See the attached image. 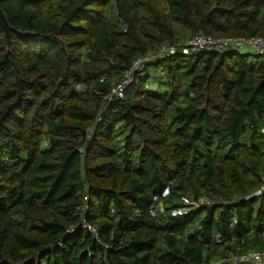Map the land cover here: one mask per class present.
Wrapping results in <instances>:
<instances>
[{
  "label": "trees",
  "instance_id": "16d2710c",
  "mask_svg": "<svg viewBox=\"0 0 264 264\" xmlns=\"http://www.w3.org/2000/svg\"><path fill=\"white\" fill-rule=\"evenodd\" d=\"M0 7L14 29L9 50L0 27V264H211L264 251V57H160L106 100L162 46L264 38V0ZM190 195L217 202L173 216ZM156 205L166 213L153 216Z\"/></svg>",
  "mask_w": 264,
  "mask_h": 264
},
{
  "label": "built area",
  "instance_id": "2783aa9c",
  "mask_svg": "<svg viewBox=\"0 0 264 264\" xmlns=\"http://www.w3.org/2000/svg\"><path fill=\"white\" fill-rule=\"evenodd\" d=\"M249 49L254 54L264 57V38H240V37H228V38H211L207 37L203 33L185 41L172 46H162L157 52L144 56L138 59L127 73L125 79L119 83L111 92L109 96L106 97L107 101L121 100L124 98L125 91L127 87L133 82L135 77L142 73L147 67L148 63L160 58V57H172L178 53L183 55H189L194 52L200 51H227L230 49L243 51L244 49ZM246 53V52H245ZM249 53V52H248ZM163 75V72H161ZM92 129L89 130L92 133ZM264 190V188L262 189ZM262 191L258 192L256 195H260ZM169 191L166 190L163 193V198H166ZM88 199L86 198L85 201ZM155 203L158 202V198L154 199ZM183 204L172 211L173 216H180L187 214L191 208H200L201 206L207 205L203 200H192L185 197L183 199ZM166 213L163 206L156 205L152 209V215L156 214L164 215ZM83 228L87 229L93 235L97 232L93 226L84 221ZM217 241L220 242V236H217ZM211 264H264V251H253L243 255H236L233 257H226L219 259Z\"/></svg>",
  "mask_w": 264,
  "mask_h": 264
},
{
  "label": "rangeland",
  "instance_id": "374dc122",
  "mask_svg": "<svg viewBox=\"0 0 264 264\" xmlns=\"http://www.w3.org/2000/svg\"><path fill=\"white\" fill-rule=\"evenodd\" d=\"M188 37L189 38L187 40L191 39L190 36H188ZM187 40H185V41H187ZM185 41H182V43L185 42ZM244 52H249L251 54H254L252 51H250L247 48L244 49ZM149 89L151 91H164L166 89V87H164V86L163 87H160L158 81H156V80L154 81V80L150 79V81H149ZM189 198L192 199V200H199V201L200 200H203L205 203H207L208 206L213 205L214 203L217 202V199L215 197H210V196H202V197H200V199H195L194 195H190ZM183 203L184 202L182 200L181 203H180V205H182ZM196 209L197 208H191V210H196Z\"/></svg>",
  "mask_w": 264,
  "mask_h": 264
},
{
  "label": "water",
  "instance_id": "95a60500",
  "mask_svg": "<svg viewBox=\"0 0 264 264\" xmlns=\"http://www.w3.org/2000/svg\"><path fill=\"white\" fill-rule=\"evenodd\" d=\"M0 27L5 31L8 48L9 50H11L12 49V31L14 29L10 26L1 7H0Z\"/></svg>",
  "mask_w": 264,
  "mask_h": 264
}]
</instances>
